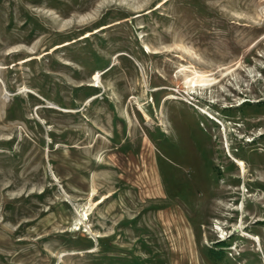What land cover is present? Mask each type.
Here are the masks:
<instances>
[{
    "label": "rangeland",
    "instance_id": "374dc122",
    "mask_svg": "<svg viewBox=\"0 0 264 264\" xmlns=\"http://www.w3.org/2000/svg\"><path fill=\"white\" fill-rule=\"evenodd\" d=\"M0 264H264V0H0Z\"/></svg>",
    "mask_w": 264,
    "mask_h": 264
},
{
    "label": "bare ground",
    "instance_id": "6f19581e",
    "mask_svg": "<svg viewBox=\"0 0 264 264\" xmlns=\"http://www.w3.org/2000/svg\"><path fill=\"white\" fill-rule=\"evenodd\" d=\"M196 86H210V84H207V82L205 83V81L203 82H201V83H199V84H196V83H193L192 84V87H196ZM200 110V113H202V114H207V111H205V110H202V109H199ZM237 164H238V166H240L241 167V169L243 170V165L242 164H240L238 161H236L235 159H233ZM217 230L220 232L221 230L219 229V228H217ZM242 236H244V237H247V238H249V235L248 234H246V233H243V235ZM221 237H223V233H221Z\"/></svg>",
    "mask_w": 264,
    "mask_h": 264
}]
</instances>
